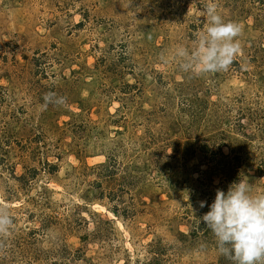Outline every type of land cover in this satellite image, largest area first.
Returning a JSON list of instances; mask_svg holds the SVG:
<instances>
[{
	"label": "rangeland",
	"instance_id": "1",
	"mask_svg": "<svg viewBox=\"0 0 264 264\" xmlns=\"http://www.w3.org/2000/svg\"><path fill=\"white\" fill-rule=\"evenodd\" d=\"M206 2L0 0V264H232L200 217L264 192V0H215L241 51L197 76L159 55Z\"/></svg>",
	"mask_w": 264,
	"mask_h": 264
},
{
	"label": "clouds",
	"instance_id": "2",
	"mask_svg": "<svg viewBox=\"0 0 264 264\" xmlns=\"http://www.w3.org/2000/svg\"><path fill=\"white\" fill-rule=\"evenodd\" d=\"M203 30L195 34L191 47L177 45L169 53H160L159 59L168 63L174 59L184 72L203 75L227 68L240 53L238 36L241 27L234 21H225L218 12L215 0L204 5ZM206 201L200 202L203 208ZM209 211L200 217L212 232L220 255L232 264H264V192L240 178L229 185L227 192L217 189ZM13 224L7 209L0 207V235Z\"/></svg>",
	"mask_w": 264,
	"mask_h": 264
},
{
	"label": "trees",
	"instance_id": "3",
	"mask_svg": "<svg viewBox=\"0 0 264 264\" xmlns=\"http://www.w3.org/2000/svg\"><path fill=\"white\" fill-rule=\"evenodd\" d=\"M203 225H205V224L203 223Z\"/></svg>",
	"mask_w": 264,
	"mask_h": 264
}]
</instances>
